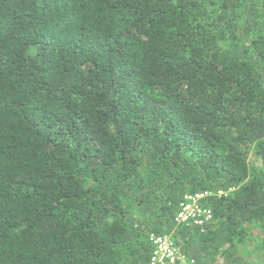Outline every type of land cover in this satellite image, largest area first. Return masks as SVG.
<instances>
[{"label":"trees","instance_id":"1","mask_svg":"<svg viewBox=\"0 0 264 264\" xmlns=\"http://www.w3.org/2000/svg\"><path fill=\"white\" fill-rule=\"evenodd\" d=\"M256 225L264 0H0V264H250Z\"/></svg>","mask_w":264,"mask_h":264},{"label":"built area","instance_id":"2","mask_svg":"<svg viewBox=\"0 0 264 264\" xmlns=\"http://www.w3.org/2000/svg\"><path fill=\"white\" fill-rule=\"evenodd\" d=\"M233 191L234 189L228 192L220 191L216 194L204 193L184 196L175 218L176 227L194 225L205 228L212 223L214 214L211 207L205 205L203 200L210 196L219 198L228 196ZM150 242L154 247L150 264H197L193 258L184 254L182 249L175 243L172 234H151Z\"/></svg>","mask_w":264,"mask_h":264},{"label":"rangeland","instance_id":"3","mask_svg":"<svg viewBox=\"0 0 264 264\" xmlns=\"http://www.w3.org/2000/svg\"><path fill=\"white\" fill-rule=\"evenodd\" d=\"M263 233L260 228L252 227L248 242L241 247L243 254H246L250 264H264V247H262Z\"/></svg>","mask_w":264,"mask_h":264}]
</instances>
